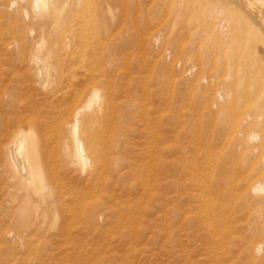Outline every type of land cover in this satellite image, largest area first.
I'll return each instance as SVG.
<instances>
[{"label": "rangeland", "instance_id": "obj_1", "mask_svg": "<svg viewBox=\"0 0 264 264\" xmlns=\"http://www.w3.org/2000/svg\"><path fill=\"white\" fill-rule=\"evenodd\" d=\"M177 1L85 0L80 8L90 29L88 44L95 42L101 26L110 27L100 39L108 60L103 61L106 99L98 100H106V106L94 118L99 122L96 134L103 133L105 139L94 146L97 171L83 170L62 154L54 135L61 123L73 120L69 113L77 104L75 95L86 88L87 79L78 71L70 83L67 61L58 74L51 70L47 84L37 82L27 59L35 50L42 56L52 50L61 55L64 50L58 51L53 41L62 40L31 41V27L22 35L15 20H6L0 12V231L19 232L18 223H25L44 244L34 254L14 251V242L0 234V264H196L197 236L183 242L179 221L172 226L168 222L167 197L175 193L166 186V163L176 158L174 149L168 151V141L176 140L167 133V116L175 117L181 94L191 85L186 62L200 55L194 49L188 52L193 38L187 32L206 22L195 13L194 2L188 0L180 8ZM167 49H172L170 56ZM68 89L75 93L66 96ZM22 130L33 136L50 187L37 199V217L28 215L35 204L26 201V192L11 197L7 187L5 147ZM93 201L98 202L88 207ZM84 211L92 216L88 223L81 217Z\"/></svg>", "mask_w": 264, "mask_h": 264}, {"label": "bare ground", "instance_id": "obj_2", "mask_svg": "<svg viewBox=\"0 0 264 264\" xmlns=\"http://www.w3.org/2000/svg\"><path fill=\"white\" fill-rule=\"evenodd\" d=\"M186 1L178 0L176 4L186 7ZM191 1L194 7L197 5L198 11L194 12H199V19L206 23L190 26L187 32L193 38L188 52L194 49L200 55H195V62H186L185 73L193 76L187 81L191 85L181 94L175 117L167 116V133L176 140L168 141V151L174 149L176 158L166 163V186L175 193L167 197L169 226L179 221L186 237L183 242L189 235L197 236L200 253L196 264H264V0ZM84 2L0 0V12L6 20H15L22 35L31 27V33H27L31 41L39 39L45 43L54 37L62 40L53 41L58 51L64 50L61 55L52 50L42 56L35 50L27 59L37 73V82H47L51 70L58 74V67L67 61L71 63L70 83L78 71L87 79L86 88L75 95L74 109L70 107L73 120L59 122V132L54 135L62 154L83 170L93 167L97 171L94 146L104 138L103 133L96 134L99 122L94 118L102 115L106 106V100H98L103 96L106 99L103 61L108 60L102 53L100 39L108 35L110 27L101 26L95 34L99 41L94 35L95 42L88 44L90 29L81 10ZM34 27L38 29L35 36ZM155 42H160L159 36ZM96 47L100 48L98 53ZM167 51L170 56L172 49ZM72 90L65 91V95L74 94ZM95 102V110L87 113ZM33 142L28 131L17 132L5 147L4 161L9 194L12 197L26 192V201L35 204L28 215L37 217V199L50 192V187ZM81 217L87 223L92 220L87 211ZM18 225L19 232L0 231L3 239L14 242L11 250L28 249L34 254L44 249L34 231L25 223Z\"/></svg>", "mask_w": 264, "mask_h": 264}]
</instances>
